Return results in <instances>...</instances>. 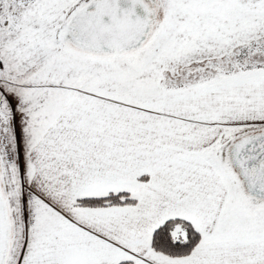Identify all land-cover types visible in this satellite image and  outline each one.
<instances>
[{
    "label": "snow or ice",
    "instance_id": "obj_1",
    "mask_svg": "<svg viewBox=\"0 0 264 264\" xmlns=\"http://www.w3.org/2000/svg\"><path fill=\"white\" fill-rule=\"evenodd\" d=\"M0 264H264V0H0Z\"/></svg>",
    "mask_w": 264,
    "mask_h": 264
}]
</instances>
